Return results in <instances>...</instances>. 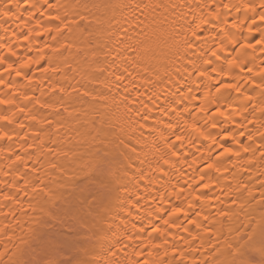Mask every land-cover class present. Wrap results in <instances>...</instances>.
I'll list each match as a JSON object with an SVG mask.
<instances>
[{"label":"clouds","instance_id":"obj_1","mask_svg":"<svg viewBox=\"0 0 264 264\" xmlns=\"http://www.w3.org/2000/svg\"><path fill=\"white\" fill-rule=\"evenodd\" d=\"M9 5L38 93L32 155L0 164V264H264V0H0V20ZM101 162L88 244L35 251Z\"/></svg>","mask_w":264,"mask_h":264},{"label":"bare ground","instance_id":"obj_2","mask_svg":"<svg viewBox=\"0 0 264 264\" xmlns=\"http://www.w3.org/2000/svg\"><path fill=\"white\" fill-rule=\"evenodd\" d=\"M8 11L12 15L0 20V24L6 25L0 27V152L7 158L0 160V164L6 166L7 161L15 157L10 168V172L15 174L21 171L24 161L32 155L24 146L28 130L34 127V122L25 119L21 109L30 108L31 96L38 93V86L34 80L26 79L34 67L31 53L35 45L30 30L23 26L25 9L9 5ZM223 14L224 10L213 22L217 27L223 23ZM16 16L19 19H15ZM212 31H217V28ZM103 173L101 162L90 175L74 179L62 191L60 200L53 207L52 217L43 219L37 225L33 237L35 251L48 247L57 250L58 255L63 257L65 254L76 255L81 247L88 244L81 222L88 218V210L96 211L104 202L103 194L93 183L100 180ZM175 176V171L168 169L167 179ZM93 196L95 198L90 199ZM60 264H66V261L61 259Z\"/></svg>","mask_w":264,"mask_h":264},{"label":"snow or ice","instance_id":"obj_3","mask_svg":"<svg viewBox=\"0 0 264 264\" xmlns=\"http://www.w3.org/2000/svg\"><path fill=\"white\" fill-rule=\"evenodd\" d=\"M249 46H251V45H249ZM30 59V58H29ZM9 67H11V65H9ZM224 87H231V85H223ZM228 151H230V149H225V152H228ZM212 165H209V167H211ZM175 211H180L179 209H175Z\"/></svg>","mask_w":264,"mask_h":264}]
</instances>
